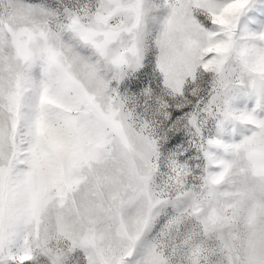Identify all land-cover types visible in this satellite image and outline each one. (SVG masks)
<instances>
[{
    "label": "snow or ice",
    "instance_id": "6c2138e0",
    "mask_svg": "<svg viewBox=\"0 0 264 264\" xmlns=\"http://www.w3.org/2000/svg\"><path fill=\"white\" fill-rule=\"evenodd\" d=\"M0 264H264V0H0Z\"/></svg>",
    "mask_w": 264,
    "mask_h": 264
}]
</instances>
